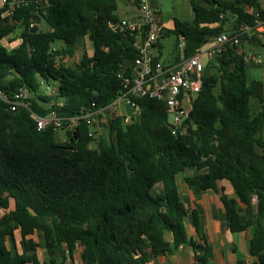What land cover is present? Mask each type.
I'll return each instance as SVG.
<instances>
[{
  "label": "trees",
  "instance_id": "trees-1",
  "mask_svg": "<svg viewBox=\"0 0 264 264\" xmlns=\"http://www.w3.org/2000/svg\"><path fill=\"white\" fill-rule=\"evenodd\" d=\"M188 2L192 19L175 18L171 30H160L161 37H183L186 57L222 33L225 22L234 31L251 23L253 12L264 17L257 0ZM116 10V0H28L8 23L0 8V95L10 99L27 90L26 106L14 111L0 96V208L13 204L0 218V264H71L77 247L84 264H148L180 246L207 264L210 249L185 231L175 176L186 170L196 172L184 177L194 198L216 191L219 180L230 183L236 199L220 195L226 228H251L248 252L264 264V84L246 80L243 59L249 48H260L261 38L244 37L238 48L228 46L207 61L182 124L185 133H171L162 102L136 98L128 123L106 113V135L92 138L83 121L66 129L69 119L91 104L111 103L124 91L122 79L133 74V34L108 26L119 20ZM10 35L19 42L7 49L2 41ZM78 50L77 63L62 62ZM43 84L54 93L46 95ZM49 112L60 128L38 130L32 114ZM239 203L248 209L243 224ZM191 215L198 230V215ZM15 231L21 252L6 246ZM33 234L39 242L28 238ZM36 248L46 251V262L37 260Z\"/></svg>",
  "mask_w": 264,
  "mask_h": 264
},
{
  "label": "built area",
  "instance_id": "built-area-1",
  "mask_svg": "<svg viewBox=\"0 0 264 264\" xmlns=\"http://www.w3.org/2000/svg\"><path fill=\"white\" fill-rule=\"evenodd\" d=\"M39 2L41 0H32ZM134 6V11L125 18H119L115 23L108 26L114 30H126L133 34V47L136 49V58L133 62V74L122 79L123 92L108 105L94 109H84L76 117L70 118L66 129L70 130L83 121L90 129L89 136L97 138L99 130L107 125L106 113L113 117H123L124 123L130 121L129 112L137 109L134 99L148 98L162 102L168 114V124L173 135L185 133L183 122L187 119L192 99L199 93L201 88V74L204 61H209L223 53L226 48H238L242 40L256 34L261 38V46L258 50L251 47L245 51L243 59L245 64L264 66V17L258 12H253L251 23H241L229 34L220 33L210 39L192 56L184 55V40L180 35L177 38V51L172 63L164 64L158 58V44L161 36V28L157 12L152 9L147 0H129ZM28 0H0V8L4 9L6 21L11 23L13 12L21 5H26ZM44 4L47 2L44 1ZM220 18L223 15L219 16ZM28 27H38L33 19L28 21ZM68 61L63 58L62 62ZM46 95H52L54 88L43 84ZM1 96V95H0ZM27 90L20 88L10 99L1 98L9 104L10 110L16 107H25ZM37 129H43L47 124L53 125L56 130L61 126V120L53 112L45 116L32 114Z\"/></svg>",
  "mask_w": 264,
  "mask_h": 264
},
{
  "label": "crops",
  "instance_id": "crops-1",
  "mask_svg": "<svg viewBox=\"0 0 264 264\" xmlns=\"http://www.w3.org/2000/svg\"><path fill=\"white\" fill-rule=\"evenodd\" d=\"M149 6L157 12L158 20L162 25L164 33L172 29L173 19L170 21L164 20L160 11L158 10L156 4L153 0H147ZM117 3V1H116ZM259 7L264 9V0H257ZM189 4V2H188ZM190 7V5H189ZM191 9V8H190ZM120 10V13L118 11ZM134 11V6L130 3L129 0H124L119 5L117 4L116 14L119 18H125L129 16ZM248 12H251V9L247 8ZM187 14V11H185ZM192 12V11H191ZM180 15V14H179ZM193 14L191 16V19ZM180 20H185L182 18H177ZM190 19V20H191ZM186 20V21H190ZM222 29L225 34L233 32L231 23L225 22L222 24ZM164 36V35H163ZM13 35L8 36L2 41V45L7 49H10L18 44V38H12ZM12 38V39H11ZM161 38V36H160ZM158 44V58L164 64H169L174 62L175 55H172L168 60L163 61L161 59L162 45ZM11 40V41H10ZM91 43L86 41L85 51L87 54H91ZM77 55V52L74 54L70 60H74V63H77L80 60L81 54ZM204 65L207 61L203 62ZM246 80L260 81L264 84V66L263 65H254L252 63H246L244 66ZM196 172L194 170H186L182 173H179L175 176V183L180 195V199L186 210V218L184 222L185 231L187 237L195 241L196 243L206 244L210 249L211 255L208 258L207 264H255L256 258L250 256L248 252L249 240L252 237V229L246 228L240 232H230L226 228L225 222V213L223 206L220 201V195L223 193L229 198L236 199L235 193L232 186L226 180H219L216 182L217 190H205L201 193L199 198H194L191 191L188 189L184 177L193 175ZM255 198L252 199L254 203ZM255 204V203H254ZM13 208L12 202L9 203L8 209L0 208V218L6 214L9 210ZM195 211L199 218V229L196 230L193 224V218L191 212ZM238 212L240 215V222L245 223L248 217V209L242 204H238ZM34 242H39V238L36 234L29 236ZM20 234L18 231H15L13 236L7 238L6 246L9 250H16L21 252L20 246ZM35 255L37 260L40 263L46 262L48 256L45 250L41 248H36ZM65 264H70L66 260ZM71 264H84V261L81 257V248L77 247L74 251ZM148 264H202L200 261L194 259V252L189 246H180L176 252L172 255L159 256L155 260L148 262Z\"/></svg>",
  "mask_w": 264,
  "mask_h": 264
},
{
  "label": "rangeland",
  "instance_id": "rangeland-1",
  "mask_svg": "<svg viewBox=\"0 0 264 264\" xmlns=\"http://www.w3.org/2000/svg\"><path fill=\"white\" fill-rule=\"evenodd\" d=\"M117 4L119 5L124 0H116ZM156 4L158 10L160 11L162 17H164V20L170 21L171 18H182L185 20H190L192 16L191 9L188 4V0H153ZM187 11V14L186 12ZM120 13V10L118 11ZM180 14V15H179ZM46 26L44 24L39 25V30H45ZM16 39L15 35L12 37ZM11 38V39H12ZM11 41V40H10ZM86 41L84 42V45L86 44ZM4 43L6 44V41L4 40ZM160 43L162 45V51H161V59L163 61L168 60L172 55H175L177 51V40L174 35L172 34H166L160 38ZM58 44V43H57ZM81 54V51H77V55ZM74 63V60H68L67 64L71 65ZM264 82V81H263ZM42 91V90H41ZM218 89H215V92H217ZM99 135H106L105 128H101L99 130ZM98 135V136H99ZM64 137V133L61 131H57L56 138L57 141H60Z\"/></svg>",
  "mask_w": 264,
  "mask_h": 264
},
{
  "label": "water",
  "instance_id": "water-1",
  "mask_svg": "<svg viewBox=\"0 0 264 264\" xmlns=\"http://www.w3.org/2000/svg\"><path fill=\"white\" fill-rule=\"evenodd\" d=\"M36 30H37V27H34L31 31L32 32H36ZM137 110V109H136ZM256 202V199H255V201H254V203Z\"/></svg>",
  "mask_w": 264,
  "mask_h": 264
}]
</instances>
